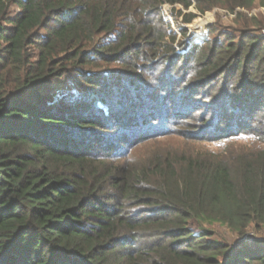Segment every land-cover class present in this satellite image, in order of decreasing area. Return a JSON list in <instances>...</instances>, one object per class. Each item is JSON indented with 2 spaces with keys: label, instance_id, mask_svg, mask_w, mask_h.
Listing matches in <instances>:
<instances>
[{
  "label": "trees",
  "instance_id": "obj_1",
  "mask_svg": "<svg viewBox=\"0 0 264 264\" xmlns=\"http://www.w3.org/2000/svg\"><path fill=\"white\" fill-rule=\"evenodd\" d=\"M165 4L183 23L264 9L0 0V264H264V237H245L264 229V37L180 41ZM185 127L191 145L225 153L135 155ZM211 225L238 241L212 238Z\"/></svg>",
  "mask_w": 264,
  "mask_h": 264
},
{
  "label": "rangeland",
  "instance_id": "obj_2",
  "mask_svg": "<svg viewBox=\"0 0 264 264\" xmlns=\"http://www.w3.org/2000/svg\"><path fill=\"white\" fill-rule=\"evenodd\" d=\"M170 6L168 4H165L162 8V12L164 14V21L169 23L171 31H173L177 35V39L180 41H186L190 44L192 43H202L205 41H208L211 39V32H214V35L223 34L221 37V40L225 38V35L230 34L235 37L237 40L239 36V33L237 30H251L256 36L264 37V9L258 6H254L249 11H240L241 13L245 14V17H243L241 14H237L238 9H236L233 13L227 12L225 9L221 8H213L212 10L205 12L203 15H200L199 13H196V17L192 19L190 23H183L180 19L178 21H175L171 15L169 14ZM188 11H193L192 7ZM251 16H254L253 19H250ZM248 21V24H246V21ZM244 24L246 26H244ZM186 29V36L181 35L180 30ZM252 34V33H251ZM175 45V44H174ZM180 53H183V51L179 50ZM66 82L62 84L63 89L70 90L71 85L69 84L68 80H71V78H64ZM189 108V107H188ZM187 108V109H188ZM202 110V109H201ZM185 111V109H183ZM185 113V112H184ZM201 114V113H198ZM205 115V114H203ZM197 119V116L195 117ZM211 118L207 117V120H210ZM167 124L169 122L166 120L164 121ZM185 128L179 129V136L177 135H170V136H163L162 138L158 139L157 141L153 142L152 144L148 145H142L139 144L137 148L135 149V155H138L140 151H147L151 152L152 150H157L161 148L166 149H172L175 151H183V149H186L187 147H197L199 149L207 148L211 151H216L220 153L223 152V145H218V143H215V145H208L206 141L201 140L200 142H196L193 145L187 140L189 136H185L184 132H187ZM182 135V136H181ZM244 136V137H248ZM241 139V138H239ZM206 140V139H205ZM190 143V144H189ZM253 142L249 139L244 140H238L235 141V143L232 144V148L238 149L239 147H243L245 150L249 148L248 146L252 145ZM264 145V144H263ZM209 146V147H208ZM146 148V150H144ZM228 150L226 151V153ZM225 153V152H223ZM212 232V238L217 237L221 238L224 241H228L230 244L234 243L235 241H238V237L233 234L232 232L226 229L225 227H220L219 225H211L210 227ZM196 231V226L194 227V233ZM247 236V239L258 238L259 240L264 237V229L261 230H254L249 229L246 232L245 237Z\"/></svg>",
  "mask_w": 264,
  "mask_h": 264
}]
</instances>
